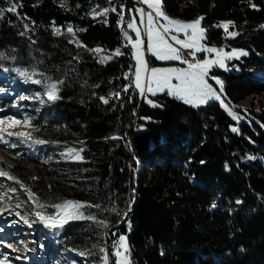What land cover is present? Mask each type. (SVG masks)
I'll return each instance as SVG.
<instances>
[{
    "label": "trees",
    "instance_id": "trees-1",
    "mask_svg": "<svg viewBox=\"0 0 264 264\" xmlns=\"http://www.w3.org/2000/svg\"><path fill=\"white\" fill-rule=\"evenodd\" d=\"M106 1L19 0L20 16L29 19L21 22L7 13L0 20V52L7 57L0 59V80L5 87L14 84L10 90L19 98H35L24 110L38 117L34 133L21 144L38 159L52 155L59 160L47 165L48 172L58 174L48 186L0 162V169L20 181L0 182V204L12 207L14 197L1 189L25 191L23 184L44 205L36 208L26 194L32 215L53 214L59 201L73 199L93 205L81 209L85 216L109 222L110 228L88 219L44 228L50 248L57 249L45 264H102L101 247L113 264V243L120 233L127 235L131 264H264V0H251L255 9L249 0H163L171 18L204 17L207 45L226 43L248 51L228 62L231 68L210 72L223 81L227 103L251 99L238 132L230 129L236 122L216 101L193 108L161 93L151 97L160 105L152 107L133 86L125 93L130 80L124 74L131 73L133 62L129 47L120 46L116 15L120 6L128 10L135 2L111 0L117 11L108 13L107 23L105 17L87 15L89 5ZM0 7H7L5 0ZM225 21L234 22L229 31L239 33L236 37L227 38L216 27ZM25 23L29 30L21 36ZM70 25L77 27L75 40L63 34ZM54 26L61 35H53ZM95 48L124 54L101 64L90 51ZM17 70L42 73L33 76L42 83L26 82ZM59 81V100L42 96L46 84ZM116 92L119 99L113 96L107 105L99 99ZM68 148L83 149V159L68 157Z\"/></svg>",
    "mask_w": 264,
    "mask_h": 264
},
{
    "label": "snow or ice",
    "instance_id": "snow-or-ice-1",
    "mask_svg": "<svg viewBox=\"0 0 264 264\" xmlns=\"http://www.w3.org/2000/svg\"><path fill=\"white\" fill-rule=\"evenodd\" d=\"M139 3L147 5V8L151 11L145 12L143 8L135 9L136 14L139 16V24L135 16L125 22L124 8L120 6L118 27L124 33L127 44L131 45L133 49L132 57L135 64L130 66L134 68V72L130 75L129 73L124 74V78L130 80V84L124 86L123 91L126 93L129 91V87L134 85L135 89L138 90L139 95L152 107H159L160 105L155 103L153 100L148 99V96H156L158 93H164L170 97L182 101L186 105H190L193 108H198L202 105H206L211 101H219L221 106L228 111V114L233 117V119H239L231 110V108L224 103L221 99L223 94V81L218 77L210 76V72L214 67H219L227 70L226 61L232 59H239L242 56H247L248 52L244 50L233 49L231 52L224 51L223 47L209 46L204 41L207 40L206 29L202 27V20L204 17H198L190 22H183L178 19L169 17L163 10V0H138ZM7 7H0V20H3L7 13H12L16 16L17 20L23 22L29 19L26 16H20L18 9L22 7L19 0H5ZM38 5H33L37 7ZM61 7H65L62 3ZM249 6L251 8H256L257 6L249 0ZM116 12V7L105 8L102 11H96L93 13V17H105L104 23H107V15L109 12ZM131 11V10H129ZM11 23V21H9ZM125 25L127 29H131L135 33V39H133L128 32L125 30ZM217 28H222L225 36L227 38H234L239 33L235 31H229L230 27H234L233 21H225L216 25ZM260 28L264 29V24L260 25ZM29 30L28 24H24V31L20 32L21 36L27 34ZM143 30V32H142ZM53 35H61V30L57 27L52 29ZM67 33L74 35V30L71 26L67 28ZM179 34H183V38H180ZM146 37V41L142 38ZM70 43L73 41H69ZM78 47H83L77 41ZM178 46V47H177ZM184 50H187V56L191 57L188 59L185 57ZM90 51L94 53H101L104 51L102 48L91 49ZM150 53L157 60L160 61H179L182 64L187 65L184 68H150L147 60L145 59V54ZM198 53H204L205 58H197ZM124 53L120 49L114 50L111 55L100 56L98 62L101 64L112 60L116 56L123 55ZM0 59H7L5 53L0 52ZM7 70V69H6ZM19 76L24 77L25 81H31L32 83L40 84L41 80H34V75H41L42 73L29 72L27 70H17ZM134 77V78H133ZM49 78L45 77V80ZM209 80H214L215 84L219 86V89L213 87ZM175 81V82H174ZM63 81L49 83L45 85V94L49 101L59 100L61 97L58 95L59 87L58 84H62ZM98 87V85L96 86ZM119 99L120 92L115 94H109L108 97H99L100 101L107 105L109 100L113 98ZM37 99H41L37 96ZM44 101L41 99V103ZM148 119V118H145ZM5 121L0 120V125H4ZM13 124H19L18 121H12ZM29 122L24 121V126H28ZM233 132H238V129L233 127ZM7 132L6 127H0V133ZM9 136L23 137L25 140L30 139V134L23 132L14 133L8 132ZM113 139H118L119 137H112ZM35 143H44V141L36 140ZM83 149L77 151L73 148L67 149V156L73 159H83L80 155ZM247 159H255V157L249 156ZM203 163V161L201 162ZM225 169H228L227 164ZM0 176L7 177L11 180H16V177L10 175L8 171L0 169ZM17 183L20 181L16 180ZM21 187L24 188L30 200L36 204V208L43 209L44 205L40 204L35 200V193L30 189L25 188L23 184ZM10 191H15V189H10ZM240 203V201H237ZM216 205L213 204L212 207ZM20 207V205H17ZM58 211L56 214L45 215L41 211H36L35 215L38 222L43 223L49 228H63L70 220L77 219H88L95 221L98 226L107 228L108 224L103 221H96L95 216H85L81 209L84 207H93V205H86L85 203L79 201L65 200L62 204L54 205ZM94 207H99L95 205ZM131 210L129 206L128 211ZM112 211H116L113 209ZM119 215V213H117ZM127 215V212L123 214ZM28 223L27 220H25ZM131 225L129 223V229ZM11 247V245H8ZM95 247V246H94ZM113 248L115 251L112 255L115 256V264H131L130 261V246L127 242V237L120 235L119 239L113 243ZM15 250V249H13ZM102 264H109V255L106 250L101 247L99 248ZM163 254V253H161ZM84 255V253H82ZM0 264H5L4 260H0Z\"/></svg>",
    "mask_w": 264,
    "mask_h": 264
},
{
    "label": "rangeland",
    "instance_id": "rangeland-1",
    "mask_svg": "<svg viewBox=\"0 0 264 264\" xmlns=\"http://www.w3.org/2000/svg\"><path fill=\"white\" fill-rule=\"evenodd\" d=\"M110 1L111 0H107L105 2L106 4L101 2V3L89 5L87 15L89 17H93L94 12L102 11L105 8L113 7L112 4L109 3ZM133 2H135L134 6L129 7L128 10L126 8H124V6H123L125 22L127 23L128 21H130L133 18V16H135L137 23L139 24L140 18L136 14L135 9L143 8L145 10V12H149L151 10L147 8V5L139 3L138 0H133ZM129 10H131V11H129ZM111 13H114V12H111ZM118 16H119V14H118ZM96 18H99V17H96ZM180 21L190 22L193 20H180ZM70 26L73 28V30L77 29L76 26H72V25H70ZM68 27L69 26H67V28ZM67 28L64 30L65 32L63 34L65 35V37L67 36L69 39L75 40V31H74V35L69 34V33H67ZM125 30L128 32V34L133 39L136 38L135 33L131 29H127L125 27ZM142 32H143V30H142ZM179 35H180V38H183V34H179ZM142 38L146 41V37L142 36ZM123 39L126 42V46L129 47L130 52H131L130 55L132 57L133 49L131 48V45L127 44L124 33H123ZM219 47H223L224 51H226V52H231L233 49L244 50V51L248 52L243 47L229 46V45H226V43H224L223 45H221ZM198 54H200V53H198ZM198 54H197V58H199V59L205 58L204 53L201 56H198ZM106 55H111V53L103 51L99 54H97V53L95 54V56H97L98 59L100 56H106ZM149 57L153 58L152 62H149ZM242 57H240L239 59H241ZM145 59L147 60L150 68H172V67L184 68V67H187V65L182 64L179 61H160V60H157L150 53L145 54ZM233 60H235V59H232L230 61H226L227 69L231 68L233 66L232 64H228V62H231ZM132 62L134 65L135 61H134L133 57H132ZM216 68H219V67H216ZM220 69H223V68H220ZM133 72H134V68H133ZM9 83H10V80H9ZM209 83H211L213 85V87L216 88L217 90L219 89V86L215 84L214 80H209ZM11 85H14V84H10V86L5 87L3 80L2 81L0 80V87L2 89L5 88L0 93V120H4L5 123H4V125H0V127H6L7 128V132L0 133V162L9 168H12L14 173H23L24 175H26L28 177L40 178L43 181V183H45L47 186L54 184L55 179H56L55 177H57L58 174H57V172H53V171L48 172L47 165L53 164V162H57L58 159H55L54 156L51 155L47 159L40 160V159L34 157L33 151L28 150V149L23 150L21 148L23 146L21 143L26 141L23 137H18L15 135L9 136L7 134L8 132H14V133L23 132L26 134H30V136H33V133H34V124L33 123L38 118L37 115L28 114L24 111V110L28 109L29 102L33 101V99H35V98H32L31 95H26L23 100L18 99L17 98L18 94H16L14 92V89L10 90ZM132 86L134 87V85H132ZM17 88H20V86H18ZM134 89H135V87H134ZM10 91H12V92H10ZM136 93L139 95L138 90ZM158 94H161V93H158ZM139 97H141V96L139 95ZM148 99H151V95L148 96ZM221 99L224 101L225 104H227L231 108L232 112L237 117H239V119H233V117L228 114V111H226L225 108L221 106V103L219 101H216L218 104H220V106L228 114V116H230V118L236 122L235 125H231L230 129H232L233 127L237 128V124L239 122L245 120V116L243 115L244 114L243 111L251 105L250 97L242 99L239 102H236L235 104L227 103L224 99L223 94L221 95ZM51 102H53V101H51ZM30 113H34V112L32 111ZM25 120H27L29 122L28 126H24ZM12 121H18L19 124H13ZM27 140H30V139H27ZM12 141L13 142L15 141L18 144V146L16 148L15 147L12 148V146L10 147L9 144L12 143ZM19 146H20V148H18ZM3 179L4 178L2 176H0V181ZM16 188L18 189L17 186H16ZM3 189L6 190L5 188H3ZM3 189H1V190H3ZM7 191H8V193H10L11 196L14 195V197L12 198V200L10 202L12 204V207L18 209L17 205H20V208L24 211V214L29 215L28 214L29 213L28 212L29 207L26 204V202H27L26 194L27 193L25 191H15V192H12L10 190H7ZM68 200H72V199H68ZM15 203H17V204H15ZM0 209H2L0 211L4 212V215L0 219V222H3L4 224L10 225L11 223H15L17 221V220L10 221V218L15 214V209L7 208L5 205H4V208L0 207ZM56 213L54 212V214H56ZM33 219L38 222L37 218L33 217ZM105 222L108 224V227H109V225H110L109 222L108 221H105ZM40 224H42V227L43 226L45 227V225L43 223H40ZM16 225L20 226L19 223ZM9 227H11V226H9ZM41 228H39V229L41 230ZM44 230L45 229H43V232H44ZM43 235L44 234L40 233V236H39L40 239L35 241L32 250H31V248L29 249L30 251H32L30 253V255L31 254H34V255L30 260L27 259V264H37L39 259L46 260L49 257L48 254H50L51 252H54V251L57 252L56 248L54 250H52V248H50V246L52 245V242L50 241V239L44 238ZM120 235H124L127 237L126 233H120L119 236ZM119 236H118V238H116V241L119 239ZM42 243H47L46 247L44 249L42 248L43 251L41 252V251L35 250V247L39 246ZM107 245H108V243H107ZM19 247H20V244H18V248ZM18 248H13L15 250L9 251V250L5 249L3 246H0V250L3 252H6L5 253L6 255H3V257L6 258L8 256L7 257L8 260L13 261V262H16L14 258L17 256L25 257V255H29V253H22V255H21V253H20L21 251ZM108 249H109V247H108ZM112 250H111L112 252L115 251L114 248H112ZM49 251H51V252H49ZM58 253H59V251H58ZM59 259H63V258H59ZM115 259L116 258L113 255V264H115ZM40 264H43V262H41Z\"/></svg>",
    "mask_w": 264,
    "mask_h": 264
},
{
    "label": "built area",
    "instance_id": "built-area-1",
    "mask_svg": "<svg viewBox=\"0 0 264 264\" xmlns=\"http://www.w3.org/2000/svg\"><path fill=\"white\" fill-rule=\"evenodd\" d=\"M184 54H185L186 58L191 59V57L187 56V52L184 51Z\"/></svg>",
    "mask_w": 264,
    "mask_h": 264
},
{
    "label": "crops",
    "instance_id": "crops-1",
    "mask_svg": "<svg viewBox=\"0 0 264 264\" xmlns=\"http://www.w3.org/2000/svg\"><path fill=\"white\" fill-rule=\"evenodd\" d=\"M136 92H137V90H136ZM152 97V96H151ZM140 98H142V97H140Z\"/></svg>",
    "mask_w": 264,
    "mask_h": 264
},
{
    "label": "bare ground",
    "instance_id": "bare-ground-1",
    "mask_svg": "<svg viewBox=\"0 0 264 264\" xmlns=\"http://www.w3.org/2000/svg\"><path fill=\"white\" fill-rule=\"evenodd\" d=\"M63 202H64V201H63ZM57 211H58V210H57ZM57 211H56V212H57Z\"/></svg>",
    "mask_w": 264,
    "mask_h": 264
}]
</instances>
